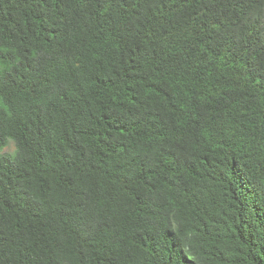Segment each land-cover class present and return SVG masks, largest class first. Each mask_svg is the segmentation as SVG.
Listing matches in <instances>:
<instances>
[{"label":"trees","instance_id":"16d2710c","mask_svg":"<svg viewBox=\"0 0 264 264\" xmlns=\"http://www.w3.org/2000/svg\"><path fill=\"white\" fill-rule=\"evenodd\" d=\"M0 264H264V0H0Z\"/></svg>","mask_w":264,"mask_h":264},{"label":"clouds","instance_id":"9594fccd","mask_svg":"<svg viewBox=\"0 0 264 264\" xmlns=\"http://www.w3.org/2000/svg\"><path fill=\"white\" fill-rule=\"evenodd\" d=\"M5 153L7 155H9L10 157H13V158L17 154L15 142L11 138H8L5 142V144L0 145V155H4Z\"/></svg>","mask_w":264,"mask_h":264},{"label":"rangeland","instance_id":"374dc122","mask_svg":"<svg viewBox=\"0 0 264 264\" xmlns=\"http://www.w3.org/2000/svg\"><path fill=\"white\" fill-rule=\"evenodd\" d=\"M4 155H7L6 153Z\"/></svg>","mask_w":264,"mask_h":264}]
</instances>
